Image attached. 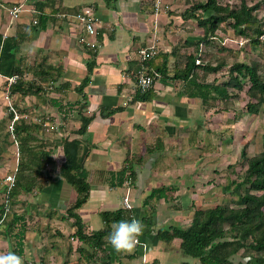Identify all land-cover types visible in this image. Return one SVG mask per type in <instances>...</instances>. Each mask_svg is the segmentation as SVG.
<instances>
[{
  "label": "crops",
  "instance_id": "obj_1",
  "mask_svg": "<svg viewBox=\"0 0 264 264\" xmlns=\"http://www.w3.org/2000/svg\"><path fill=\"white\" fill-rule=\"evenodd\" d=\"M161 2L162 7L168 6L167 1ZM0 3L5 7L23 4L14 20L7 8L0 5V36L3 39L22 36L18 58L28 68L25 78L36 80L44 88L37 93L11 96L13 105L23 115L22 120L40 126L31 142L34 150H50L53 158L39 186L14 197L11 214L0 224V252L15 251L25 258V264H166L167 256L178 253V246L174 245L175 240L161 239L158 230L172 225L171 219L183 227L190 222L182 223L180 202L173 207L166 205L168 195L155 197L154 201L146 196L158 188L153 186L155 175H173L159 165L165 155L161 151L172 144L173 130L183 119L179 114H186L188 99L195 98L188 97L185 89H172L176 80L161 73L151 99H137L134 87L143 65L139 59L143 47L156 45L160 50L145 63L147 67L149 62L166 54L169 72L174 73V27L169 25L173 18L164 9L155 13L148 0H0ZM85 6H92L100 18L97 36L93 38L75 18ZM89 39L97 40V49L90 47ZM44 64L58 67L59 77L41 83L34 72L40 71ZM9 86V77L0 74L1 129L7 124L4 122L7 108L1 100ZM24 109L28 111L21 112ZM85 121L87 128L81 132ZM15 140L9 141L15 144ZM11 143L6 145L0 140V195L6 184L4 178L19 164L20 153L15 155L16 146H10ZM66 150L77 155L88 172L91 191L87 202L76 210L87 233L104 229L102 213L125 208V198L136 209L133 217L142 221L152 219V226L144 223L145 230L133 252L118 253L107 243L105 250L94 258L83 255L82 251L90 246L78 237L75 218L69 215L78 199V190L61 174ZM128 165L137 172L134 182L128 177L130 171L122 174ZM34 171L26 174L33 176ZM118 177L124 178L123 183ZM168 190L166 187V193Z\"/></svg>",
  "mask_w": 264,
  "mask_h": 264
},
{
  "label": "trees",
  "instance_id": "obj_2",
  "mask_svg": "<svg viewBox=\"0 0 264 264\" xmlns=\"http://www.w3.org/2000/svg\"><path fill=\"white\" fill-rule=\"evenodd\" d=\"M264 9V0H256L248 3L242 0L238 6L223 4L219 0H199L188 7L182 16L184 19L197 20L203 28V36L196 41L197 46L210 42L217 36V30L221 25L228 24L237 34L243 36L251 44L261 45L264 37V21L258 11ZM42 21V18H40ZM41 27H43L41 22ZM24 39L22 36H7L3 39L0 36V74L8 77H16L10 83V94H28L39 92L43 84L33 80H26L28 68L23 67L19 62L18 52ZM189 43V41H188ZM191 43V41H190ZM224 49V47H222ZM199 50V47H198ZM198 50L185 56V65L176 67L172 75L169 72V61L167 55L160 54L161 58L148 63L147 71L151 75L161 73L165 77L174 80H182L187 88L185 92L190 98H200L204 102L210 99H230L229 87L244 88V81L248 80L250 85L247 89L249 96L248 109L258 110L264 104V61L253 60L251 63L238 61L236 56L230 66L229 78L222 83H211L204 81L210 72L217 70L223 65L231 63L226 60L217 63L215 66L200 61ZM159 57V56H158ZM34 72L36 76L45 83L55 80L60 75L58 67L41 65ZM200 71V72H199ZM206 76V77H205ZM198 79V80H197ZM85 79V81H87ZM86 82L82 83V87ZM191 85V86H189ZM189 86V87H188ZM81 87V88H82ZM153 96V88L144 93H137L135 97L139 100H149ZM28 111L27 109L21 112ZM13 114L9 113L11 120ZM87 122L83 125L81 132L87 128ZM38 124L28 123L19 120L15 124L14 136L19 140V164L16 173V183L10 192V204L14 205V197L21 192H30L39 186L43 179L46 167L53 161L50 150H34L31 142L36 139L34 134ZM11 132L4 135L6 145L11 142ZM6 147V146H4ZM66 148V147H65ZM4 150V148L2 149ZM67 159L61 166V174L78 190V199L75 205L69 210V215L75 218L74 225L77 227V235L90 246V249L82 251L86 258H94L99 251L105 250L106 237L111 233L112 224L121 219H131L136 209L120 208L107 210L102 213L106 224L105 228L99 231L86 232V226L82 221L77 209L87 202L91 191L88 182V172L77 160V155H71L65 151ZM246 150L242 152L246 155ZM132 165V164H131ZM128 165L122 174L130 171L131 182L137 179V172L133 166ZM35 170L34 175L26 174L29 170ZM121 174V175H122ZM239 179H232L226 184L225 190L232 191L238 196L237 204L221 203L207 209L196 208L194 215L187 227L172 224L166 228H160L158 235L166 241L180 240V247L184 254L197 258L201 264H264V149L254 156L248 157L246 169L240 174ZM120 178V177H118ZM123 177L120 183H123ZM165 188H157L152 191L150 197L158 199L167 195ZM3 193V191H2ZM1 193V195H2ZM0 195V224L3 223L6 205ZM12 212V211H11ZM18 216L15 215V218ZM19 219V218H18ZM148 226H152V219L143 220ZM24 231V230H23ZM23 233L19 238L18 245L21 246ZM241 250L247 254L244 259L235 263L234 258ZM187 263V262H186ZM101 264H109L101 263Z\"/></svg>",
  "mask_w": 264,
  "mask_h": 264
},
{
  "label": "rangeland",
  "instance_id": "obj_3",
  "mask_svg": "<svg viewBox=\"0 0 264 264\" xmlns=\"http://www.w3.org/2000/svg\"><path fill=\"white\" fill-rule=\"evenodd\" d=\"M148 1L149 4L154 5L152 7L155 13L164 9L170 18H173L172 23L169 24L174 27L172 33L175 52L172 62L173 69L183 67L185 56L198 50V47L200 61L205 64L210 63L215 66L226 60L227 57L231 62L227 66L223 65L210 72L207 77L205 76L206 78L203 80L211 83H222L229 78L230 66L234 61L233 56H236L238 61L246 63H251L253 60L264 61V37H262L261 45L251 44L228 24L221 25L217 30V36L210 42L197 46L196 41H199L203 36V28L194 18L184 19L182 13L199 0H165L168 6L164 7H162V2L159 4L160 7L156 6L158 0ZM219 1L230 6H238L242 0ZM246 1L252 4L256 0ZM12 6L9 5V7ZM7 10L9 11L8 8ZM258 13L264 21V9H260ZM16 18L12 17L13 20ZM249 85L250 82L245 80V87L242 89L229 87L230 99H210L208 102H204L200 98L188 99V112L179 114L183 119L173 130L172 144H167L166 148L165 143L163 145L165 149L161 152L165 154L164 161L159 165L164 169L171 170L173 175H155L153 186L165 188L164 190L166 187L169 188L168 197H165L168 202L166 205L172 204L173 207H176L180 202L179 208L183 224L190 222L196 208L207 209L226 202L236 205L238 196L232 191H226V184L232 179H239L240 174L246 169L247 158L264 149V104L258 110L248 109L250 100L247 89ZM173 86L172 89L176 91L187 88L182 80H176ZM8 94L9 89L5 90L1 100L7 108L4 119L7 124H4V128H0L2 130L0 140H4L5 133L10 131L8 123L11 120L9 119L8 106L13 104V100L11 94L10 98L7 97ZM179 105L185 106L181 102ZM11 134V140L14 142L16 137L14 138L13 133ZM152 140L155 143V139ZM10 146H16L15 155L19 156L17 154L19 153L17 149L19 144L11 143ZM156 149H158L157 146ZM244 150L247 152L246 155L242 154ZM154 153L157 155L158 152L154 150ZM151 190L149 187V194ZM146 197L148 200L152 199L151 201L155 199L150 195ZM169 221L173 224L177 222L175 219ZM173 243L178 246V253H173L170 257L167 256L166 264H176L177 262L182 264L183 261H189V264H201L199 259L183 253L180 240H175ZM168 247L171 246L168 244ZM246 255L244 250H241L234 258L235 263L244 259Z\"/></svg>",
  "mask_w": 264,
  "mask_h": 264
},
{
  "label": "built area",
  "instance_id": "obj_4",
  "mask_svg": "<svg viewBox=\"0 0 264 264\" xmlns=\"http://www.w3.org/2000/svg\"><path fill=\"white\" fill-rule=\"evenodd\" d=\"M160 0L157 1L156 6L159 7ZM2 7H5L2 3H0ZM5 8H8L12 17H18L19 13L23 10V4H18L12 7L6 6ZM75 18L80 21L86 31V33L91 37H96L98 33V26L100 23V18L97 15L95 9L92 6H85L83 7L79 12L75 14ZM83 41L86 40L82 36L81 38ZM89 45L92 49H97L98 48V42L95 39H89ZM159 48L156 45H151L147 47H143L139 50V59L142 62V68L140 69L138 75H137V80L135 83L134 87V94L136 95L137 93H144L148 91L149 89L153 88L156 81L160 77L159 73H156L155 75H151L147 71V65L145 64L146 62L152 60L159 54ZM16 80V77H9L10 83L14 82ZM8 98H10V91L9 94L7 95ZM9 113L11 112L13 114V117L9 123L10 131L11 133L14 132L15 124L19 120L23 118V115L16 109V107L13 104H9ZM14 136V134H13ZM15 138V136H14ZM16 139V138H15ZM16 144L18 145V141L15 140ZM18 170V165L15 167L12 173L8 174L5 178V188L3 190V193L1 195L2 201L5 203L6 208H5V214L7 216L11 213L12 207L9 202L10 200V192L14 188L15 183H16V173ZM124 207L126 209L132 208L131 202L128 200V198L124 199ZM146 264V263H142Z\"/></svg>",
  "mask_w": 264,
  "mask_h": 264
},
{
  "label": "clouds",
  "instance_id": "obj_5",
  "mask_svg": "<svg viewBox=\"0 0 264 264\" xmlns=\"http://www.w3.org/2000/svg\"><path fill=\"white\" fill-rule=\"evenodd\" d=\"M145 225L136 217L121 219L112 224L111 233L106 237L107 243L118 253H131L143 235ZM0 264H25V258L15 251L0 252Z\"/></svg>",
  "mask_w": 264,
  "mask_h": 264
}]
</instances>
